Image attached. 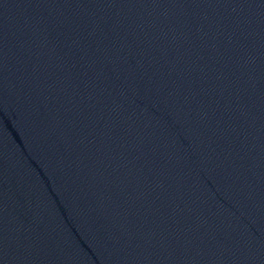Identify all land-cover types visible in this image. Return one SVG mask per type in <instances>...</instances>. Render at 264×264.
<instances>
[{"label": "water", "instance_id": "obj_1", "mask_svg": "<svg viewBox=\"0 0 264 264\" xmlns=\"http://www.w3.org/2000/svg\"><path fill=\"white\" fill-rule=\"evenodd\" d=\"M0 264H264V0H0Z\"/></svg>", "mask_w": 264, "mask_h": 264}]
</instances>
